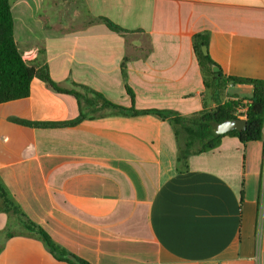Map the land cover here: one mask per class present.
Masks as SVG:
<instances>
[{"label":"crops","instance_id":"1","mask_svg":"<svg viewBox=\"0 0 264 264\" xmlns=\"http://www.w3.org/2000/svg\"><path fill=\"white\" fill-rule=\"evenodd\" d=\"M11 11L26 61L126 108L203 110L197 34L226 78L264 81V0H11ZM253 91L228 83L224 96L247 102ZM79 113L38 78L28 98L0 105V179L29 221L89 264H264V128L256 142L224 137L177 172L174 132L157 114L19 123ZM8 221L0 213V232ZM14 231L0 236V264H69Z\"/></svg>","mask_w":264,"mask_h":264},{"label":"trees","instance_id":"2","mask_svg":"<svg viewBox=\"0 0 264 264\" xmlns=\"http://www.w3.org/2000/svg\"><path fill=\"white\" fill-rule=\"evenodd\" d=\"M95 21L102 23L114 33L122 34L128 31L122 29L104 17ZM208 35L197 34L193 38V45L202 78L204 82V108L202 111L183 116L174 111L137 110L135 107L126 108L117 105L102 94L89 87L71 83L69 87L54 82L50 76L49 68L44 61L31 63L23 58V53L14 39V19L11 11V0H0V105L26 99L30 96V86L35 78L43 81L52 91L74 97L79 106L77 119L67 122L39 123L19 121L20 124L31 128H63L77 125L85 120H93L108 115L138 116L142 114H157L167 120L174 132L177 146V172L189 170L191 156L200 155L218 148L226 136L238 138L242 144L256 142L262 139L264 128V81L240 78H226L222 73L217 78L213 71L216 63L209 53L204 55L202 48H208ZM126 62L122 64V74L126 81ZM217 81L219 83L217 84ZM228 83L249 84L253 86V96L245 103L243 99H225L224 91ZM127 92L134 100V92L128 87ZM245 110L247 127L244 131H232L225 135H217L216 128L226 120L240 119ZM0 213L9 216L6 229L0 236L9 239L16 235L14 227L19 225L22 229L40 240L55 259L69 264L73 263L68 257L72 256L80 264H89L74 256L65 248L56 243L41 227L29 221L20 205L10 194L0 179Z\"/></svg>","mask_w":264,"mask_h":264},{"label":"water","instance_id":"3","mask_svg":"<svg viewBox=\"0 0 264 264\" xmlns=\"http://www.w3.org/2000/svg\"><path fill=\"white\" fill-rule=\"evenodd\" d=\"M202 51L204 55L208 54V48L206 46H203ZM213 71L216 74V77L218 78L220 76V69L217 66L213 67ZM219 81H217V84ZM247 127V121L245 119H235V120H226L223 123L219 124L216 128V134L217 135H225L232 131H244ZM73 263L80 264L76 258L69 256L68 257Z\"/></svg>","mask_w":264,"mask_h":264},{"label":"built area","instance_id":"4","mask_svg":"<svg viewBox=\"0 0 264 264\" xmlns=\"http://www.w3.org/2000/svg\"><path fill=\"white\" fill-rule=\"evenodd\" d=\"M245 103H247V102H245ZM245 110H243L242 111V114H241V116H240V119H245L246 120V117H245Z\"/></svg>","mask_w":264,"mask_h":264}]
</instances>
